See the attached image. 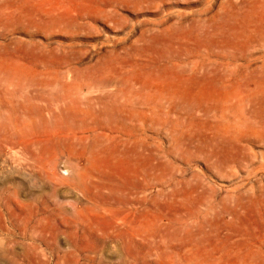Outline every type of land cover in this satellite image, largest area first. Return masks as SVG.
I'll use <instances>...</instances> for the list:
<instances>
[{
    "label": "rangeland",
    "instance_id": "1",
    "mask_svg": "<svg viewBox=\"0 0 264 264\" xmlns=\"http://www.w3.org/2000/svg\"><path fill=\"white\" fill-rule=\"evenodd\" d=\"M0 264H264V0H0Z\"/></svg>",
    "mask_w": 264,
    "mask_h": 264
}]
</instances>
